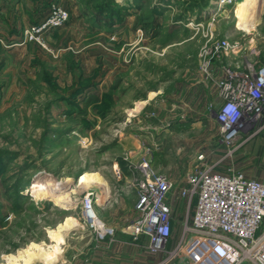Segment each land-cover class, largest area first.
I'll list each match as a JSON object with an SVG mask.
<instances>
[{
    "label": "rangeland",
    "instance_id": "1",
    "mask_svg": "<svg viewBox=\"0 0 264 264\" xmlns=\"http://www.w3.org/2000/svg\"><path fill=\"white\" fill-rule=\"evenodd\" d=\"M239 1L24 0L16 11L20 0H0V264H57L58 227L79 228L85 191L100 203L105 192L76 188L79 181L95 178L109 190L120 184L118 170L136 189L145 151L178 188L200 155L214 172L235 169L264 182V131L241 146L223 142L213 117L217 90L200 58L226 40L228 57L212 60L214 70L264 65V0L259 14ZM52 4L69 13L66 25L22 44ZM147 92L156 96L139 105ZM69 186L72 204L62 199ZM48 202L54 208L44 212ZM195 202L182 200L176 221H189ZM178 237L161 264L176 260L187 242Z\"/></svg>",
    "mask_w": 264,
    "mask_h": 264
},
{
    "label": "built area",
    "instance_id": "2",
    "mask_svg": "<svg viewBox=\"0 0 264 264\" xmlns=\"http://www.w3.org/2000/svg\"><path fill=\"white\" fill-rule=\"evenodd\" d=\"M68 20L69 13L52 4L42 21L23 31L21 43H39ZM230 48L226 40L215 41L201 50L200 58L203 72L217 90L213 117L219 135L225 144L241 146L264 131V65L242 69L228 64L214 70L212 60L227 58ZM151 161V152L145 151L137 164L135 216L124 230L133 240L145 236L150 253L171 257L176 252H167V247L178 231V239L187 242L168 264H264L263 181L235 169L214 172L200 155L178 188L166 175L154 171ZM115 175L121 179L118 170ZM98 198L93 190L85 191L77 221L79 229L104 240L112 238L115 230L98 217L94 208ZM194 198L191 219L176 221L182 200Z\"/></svg>",
    "mask_w": 264,
    "mask_h": 264
},
{
    "label": "crops",
    "instance_id": "3",
    "mask_svg": "<svg viewBox=\"0 0 264 264\" xmlns=\"http://www.w3.org/2000/svg\"><path fill=\"white\" fill-rule=\"evenodd\" d=\"M23 1L20 0L19 6L15 5L16 11L24 6ZM199 94L200 101L203 102V92H195V100L199 102ZM154 95L156 96V93L147 92L145 98L138 101L139 105L150 102ZM118 182L119 185L102 193V202L94 207L105 225L114 228V236L97 240L88 230L79 228L69 230L60 225L56 239L60 241L63 236L64 239L59 243L62 258L59 256L57 264H161V261L164 263L165 254H152L148 251V239L145 236L133 240L124 231L135 216L137 191L125 175ZM53 241L55 243V240Z\"/></svg>",
    "mask_w": 264,
    "mask_h": 264
},
{
    "label": "bare ground",
    "instance_id": "4",
    "mask_svg": "<svg viewBox=\"0 0 264 264\" xmlns=\"http://www.w3.org/2000/svg\"><path fill=\"white\" fill-rule=\"evenodd\" d=\"M262 3H263L262 0H241V1L238 2V5L241 8L245 9V12H253V13L259 14V11L262 10V9L260 10ZM80 176H79V178H80ZM76 184H77V182H76ZM90 184L98 185V186L104 188L105 193L107 191L105 186L102 183L98 182V180H96L95 178H87V179L80 180L78 185L76 186V188H78V187L83 188L84 186H87V185H90ZM73 192H74V190L70 189V191L66 192L63 195L62 199L67 201V202H69L70 204H72V201H70L69 198H70V194L73 193ZM99 199L100 198H98V203L100 204V200ZM58 205L59 206H61V205L68 206V205L62 204V203H59ZM75 224H76V221H70L69 223H67L63 227L74 226Z\"/></svg>",
    "mask_w": 264,
    "mask_h": 264
},
{
    "label": "trees",
    "instance_id": "5",
    "mask_svg": "<svg viewBox=\"0 0 264 264\" xmlns=\"http://www.w3.org/2000/svg\"><path fill=\"white\" fill-rule=\"evenodd\" d=\"M0 154H2V153L0 152ZM3 168L4 167H3V165H1V162H0V172L2 171ZM15 184H17V187H15V188H17V191H19L18 189L21 186V178H18V181ZM15 197H16V199H21L22 198L21 195H16ZM52 201L54 202V200H52ZM14 206H15V208H18L19 204L17 202H15ZM52 208H54L52 203L48 202L46 204V206L44 207L43 211L47 212V211L51 210Z\"/></svg>",
    "mask_w": 264,
    "mask_h": 264
},
{
    "label": "water",
    "instance_id": "6",
    "mask_svg": "<svg viewBox=\"0 0 264 264\" xmlns=\"http://www.w3.org/2000/svg\"><path fill=\"white\" fill-rule=\"evenodd\" d=\"M80 176V175H79ZM79 176L78 177H76V179H75V181H74V183H76L77 182V180H78V178H79ZM71 189V186H69L68 187V190H70ZM56 205V204H55ZM57 207H60L59 205H56Z\"/></svg>",
    "mask_w": 264,
    "mask_h": 264
}]
</instances>
